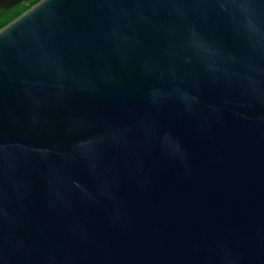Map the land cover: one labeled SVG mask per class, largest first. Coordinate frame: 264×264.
<instances>
[{
    "label": "water",
    "instance_id": "1",
    "mask_svg": "<svg viewBox=\"0 0 264 264\" xmlns=\"http://www.w3.org/2000/svg\"><path fill=\"white\" fill-rule=\"evenodd\" d=\"M0 264H264V0L0 29Z\"/></svg>",
    "mask_w": 264,
    "mask_h": 264
},
{
    "label": "trees",
    "instance_id": "2",
    "mask_svg": "<svg viewBox=\"0 0 264 264\" xmlns=\"http://www.w3.org/2000/svg\"><path fill=\"white\" fill-rule=\"evenodd\" d=\"M39 1L40 0H29L27 3H23L22 5L18 6L16 9L10 11L9 13L4 11L0 12V29L12 22L14 19H16L18 16H20L22 13H24L26 10L31 8Z\"/></svg>",
    "mask_w": 264,
    "mask_h": 264
},
{
    "label": "flooded vegetation",
    "instance_id": "3",
    "mask_svg": "<svg viewBox=\"0 0 264 264\" xmlns=\"http://www.w3.org/2000/svg\"><path fill=\"white\" fill-rule=\"evenodd\" d=\"M11 0H0V12L4 11L9 13L10 11L16 9L18 6L22 5L23 3H27L29 0H22L21 2L17 3L16 5L10 7V8H6L9 5V2ZM1 16V14H0Z\"/></svg>",
    "mask_w": 264,
    "mask_h": 264
}]
</instances>
